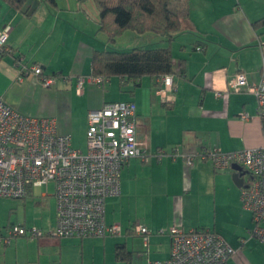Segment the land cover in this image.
<instances>
[{"label":"crops","instance_id":"obj_1","mask_svg":"<svg viewBox=\"0 0 264 264\" xmlns=\"http://www.w3.org/2000/svg\"><path fill=\"white\" fill-rule=\"evenodd\" d=\"M88 2L58 0L53 6L46 0H25L16 8L0 0V28L11 26L7 45L15 56L23 65L39 63L46 74L58 75L55 85L45 87L34 73H22L14 55L3 54L0 97L24 114L55 118L58 132L71 134L76 148L83 142L87 147L90 110L109 101L133 100L144 125L140 139L147 129L150 157L130 158L121 171V192L106 199L105 220L118 223L121 235H50L57 216L55 185L49 189L54 183L33 186L26 197L12 198L23 214L7 227L35 225L44 235H17L0 242V264H124L116 260L118 242L126 243L138 263L163 261L170 257L172 225L222 234L238 249L226 264H264V242L250 233L255 222L243 207L233 167L217 169L211 158L200 155L264 141L255 94L228 89L229 79L239 71L250 83L261 78L264 22H254L264 19V0H189V18L171 43L151 33L149 39L122 48L170 44L177 70L171 90L159 79L144 76L139 84H122L118 77L102 85L86 80L78 91V76L92 72L94 49L110 45L99 29L97 9L89 10ZM159 88L166 90L165 97ZM245 112L248 119L241 117ZM159 148L165 150L162 156L156 154ZM182 154L193 155V165ZM39 187L44 189L37 194L34 188ZM138 223L149 228L147 243L134 229ZM5 232L0 227V233Z\"/></svg>","mask_w":264,"mask_h":264},{"label":"built area","instance_id":"obj_2","mask_svg":"<svg viewBox=\"0 0 264 264\" xmlns=\"http://www.w3.org/2000/svg\"><path fill=\"white\" fill-rule=\"evenodd\" d=\"M10 29V25L0 28V51L9 50ZM21 60L20 57L18 63L22 64ZM21 71L37 75L45 87L58 81L57 76L46 75L40 64L23 65ZM86 80L98 85L104 83L101 76L80 75L78 91ZM159 80L170 90L174 86L173 75H164ZM228 85L229 90H248L255 94L257 117L264 135V55L259 81L250 83L247 75L239 71L229 79ZM158 93L166 96L162 88ZM217 95L223 93L217 92ZM241 117L248 119L249 114L245 112ZM142 126L135 101L105 102L88 113L87 151L84 152L72 145L71 134L58 132L55 118L24 114L0 97V197L24 198L33 186L54 183L57 216L50 235L57 238L121 235L118 223L105 220L106 199L121 192V171L130 158L150 157L147 129L144 138H139ZM164 153L163 148L156 152L158 156ZM200 155L211 158L217 169L237 163L247 171L242 203L255 222L250 233L264 242V141L256 147L233 151L214 148ZM182 156L188 165H193V155ZM134 229L147 243L149 228L138 223ZM168 232L170 257L149 264H226L238 251L222 234L209 229L172 225ZM17 235L36 239L44 231L35 225H11L4 234L0 233V242L8 243Z\"/></svg>","mask_w":264,"mask_h":264},{"label":"trees","instance_id":"obj_3","mask_svg":"<svg viewBox=\"0 0 264 264\" xmlns=\"http://www.w3.org/2000/svg\"><path fill=\"white\" fill-rule=\"evenodd\" d=\"M6 1L16 8H20L25 0ZM46 1L53 6L58 3V0ZM92 1L98 11L99 29L107 35L109 43L114 42L126 30H134L140 34L157 33L166 37L171 43L190 15L189 0ZM258 22H264V19L254 22V25L257 26ZM8 53L14 55L16 60L20 58L19 55L15 56L12 47H9L7 51H0V56ZM176 71L170 44L167 46H135L126 49L108 45L94 49L90 75L101 76L104 82L109 81L112 77H118L122 84L130 81L139 84L144 76L159 79L164 75H174ZM46 75L58 77L57 74ZM115 256L116 260L124 264H141L135 261L133 251L128 248L125 242L116 244Z\"/></svg>","mask_w":264,"mask_h":264},{"label":"rangeland","instance_id":"obj_4","mask_svg":"<svg viewBox=\"0 0 264 264\" xmlns=\"http://www.w3.org/2000/svg\"><path fill=\"white\" fill-rule=\"evenodd\" d=\"M84 2H86V3L88 2L89 3V5L88 4L85 5L89 10H91V11L93 9L96 10V7H95V5H94L92 0H84ZM132 31L136 32L134 30H126L121 35H119L114 42H110V45L112 47L122 49V48H125L128 45L129 42H131V44H133V45L134 44H139V43H137V42H139L137 40H140V39L147 40L150 37L149 35H154V34H151L153 32H150L149 34H146V33L140 34V33L136 32L132 36ZM137 35H141L142 38H137L138 37ZM139 88L142 89V86H139ZM79 148H82L83 151L85 152L86 149H87L86 142H83L82 145ZM248 177H249V175L247 176V178ZM43 189H44V187L34 188V192H36L38 194ZM49 189H50V191H53L54 184H50V188ZM12 200L13 199L10 198V197H1L0 198V227L2 229V232H5L7 230L8 221L12 220L14 222H17V215L18 214H23V208H17V207L15 208L12 205V203H11ZM27 211L29 212L30 210L28 209Z\"/></svg>","mask_w":264,"mask_h":264},{"label":"water","instance_id":"obj_5","mask_svg":"<svg viewBox=\"0 0 264 264\" xmlns=\"http://www.w3.org/2000/svg\"><path fill=\"white\" fill-rule=\"evenodd\" d=\"M234 173L232 175V178L236 185L239 187L247 186L245 183V175L247 174V171L243 169V167L237 163L233 164Z\"/></svg>","mask_w":264,"mask_h":264}]
</instances>
